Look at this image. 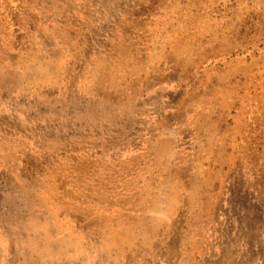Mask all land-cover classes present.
<instances>
[{"label": "rangeland", "instance_id": "374dc122", "mask_svg": "<svg viewBox=\"0 0 264 264\" xmlns=\"http://www.w3.org/2000/svg\"><path fill=\"white\" fill-rule=\"evenodd\" d=\"M0 264H264V0H0Z\"/></svg>", "mask_w": 264, "mask_h": 264}, {"label": "bare ground", "instance_id": "6f19581e", "mask_svg": "<svg viewBox=\"0 0 264 264\" xmlns=\"http://www.w3.org/2000/svg\"><path fill=\"white\" fill-rule=\"evenodd\" d=\"M22 20V19H21ZM206 30V29H205ZM200 31V30H199ZM197 36L200 37V34H197ZM193 37V36H192ZM198 40L197 37H193L189 43H185L182 45H178L176 48V55H175V63L177 66L182 62L183 58L186 57V52L187 51L189 54L193 53V50L196 47V41ZM201 44V43H199ZM204 50V49H203ZM201 52V51H200ZM206 54V53H205ZM199 55V54H198ZM198 57V56H197ZM200 57V56H199ZM189 63V62H188ZM185 65V64H184ZM187 66V65H186ZM141 71V70H140ZM186 72V71H185ZM183 75V74H182ZM186 75V74H185ZM200 100V99H199ZM204 187V186H203ZM201 188V187H200ZM208 188V187H207ZM205 190V189H204ZM209 190V189H208ZM205 196H210L208 194H204Z\"/></svg>", "mask_w": 264, "mask_h": 264}]
</instances>
